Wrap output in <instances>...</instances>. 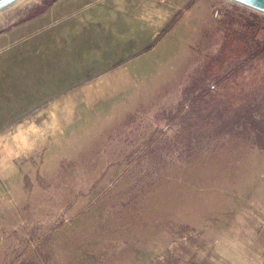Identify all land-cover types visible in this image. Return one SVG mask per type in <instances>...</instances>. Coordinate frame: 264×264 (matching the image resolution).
<instances>
[{"label":"rangeland","instance_id":"374dc122","mask_svg":"<svg viewBox=\"0 0 264 264\" xmlns=\"http://www.w3.org/2000/svg\"><path fill=\"white\" fill-rule=\"evenodd\" d=\"M55 2L0 0V28ZM194 2L163 5L174 14L158 13L155 49L134 88L87 122L40 135L0 172V264L219 256L212 228L264 169V12L234 0H201L194 10ZM161 107L168 123L149 135Z\"/></svg>","mask_w":264,"mask_h":264},{"label":"crops","instance_id":"0c3cea01","mask_svg":"<svg viewBox=\"0 0 264 264\" xmlns=\"http://www.w3.org/2000/svg\"><path fill=\"white\" fill-rule=\"evenodd\" d=\"M155 1L56 0L0 28V172L33 152L40 135L87 122L81 119L134 88L155 49L158 13L167 20L174 14L163 6L172 8V0ZM182 5L177 10L186 11ZM161 110L168 114L156 111L149 135L168 123L167 116L159 120ZM249 184L226 224L212 228L220 253L213 264H264V169Z\"/></svg>","mask_w":264,"mask_h":264},{"label":"water","instance_id":"95a60500","mask_svg":"<svg viewBox=\"0 0 264 264\" xmlns=\"http://www.w3.org/2000/svg\"><path fill=\"white\" fill-rule=\"evenodd\" d=\"M236 1L264 12V0H236ZM0 6H2V5H0ZM1 10L2 11H5V10L11 11V9H9V8L8 9L4 8Z\"/></svg>","mask_w":264,"mask_h":264},{"label":"bare ground","instance_id":"6f19581e","mask_svg":"<svg viewBox=\"0 0 264 264\" xmlns=\"http://www.w3.org/2000/svg\"><path fill=\"white\" fill-rule=\"evenodd\" d=\"M17 4V3H16ZM18 5V4H17ZM24 9V8H23Z\"/></svg>","mask_w":264,"mask_h":264}]
</instances>
